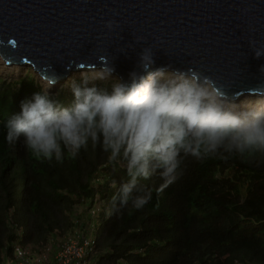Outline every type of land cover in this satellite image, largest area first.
Masks as SVG:
<instances>
[{
    "label": "trees",
    "instance_id": "16d2710c",
    "mask_svg": "<svg viewBox=\"0 0 264 264\" xmlns=\"http://www.w3.org/2000/svg\"><path fill=\"white\" fill-rule=\"evenodd\" d=\"M91 83L110 90L115 82ZM70 85L52 94L64 106ZM39 86L31 75L0 77V264H18V248L38 257L49 247L54 263L72 238L90 241L87 264H264V156L189 157L173 184L142 181L153 188L143 208L108 215L128 176L99 146L61 163L5 140L3 123Z\"/></svg>",
    "mask_w": 264,
    "mask_h": 264
},
{
    "label": "clouds",
    "instance_id": "9594fccd",
    "mask_svg": "<svg viewBox=\"0 0 264 264\" xmlns=\"http://www.w3.org/2000/svg\"><path fill=\"white\" fill-rule=\"evenodd\" d=\"M113 24L108 20L106 27ZM250 45L257 58L264 56V47L254 46V41ZM155 64L153 48L144 47L128 74L130 83L115 82L110 90L91 82L107 81L115 68L109 61L99 69L95 66L71 83L69 106L53 98V79L3 123L4 138L9 144L23 143L37 157L61 163L89 144L99 146L128 176L118 188L113 183L117 191L108 215L129 206L143 208L153 188L142 181L158 176L161 189L173 184L189 157L264 156V97L238 103L209 76L192 69L170 72L164 66L149 71Z\"/></svg>",
    "mask_w": 264,
    "mask_h": 264
},
{
    "label": "water",
    "instance_id": "95a60500",
    "mask_svg": "<svg viewBox=\"0 0 264 264\" xmlns=\"http://www.w3.org/2000/svg\"><path fill=\"white\" fill-rule=\"evenodd\" d=\"M0 40L8 64L55 83L107 61L130 83L151 46L149 71L192 69L235 99L264 93V56L250 45L264 47V0H0Z\"/></svg>",
    "mask_w": 264,
    "mask_h": 264
},
{
    "label": "rangeland",
    "instance_id": "374dc122",
    "mask_svg": "<svg viewBox=\"0 0 264 264\" xmlns=\"http://www.w3.org/2000/svg\"><path fill=\"white\" fill-rule=\"evenodd\" d=\"M89 70L83 69V70H79L77 72H74L70 75L64 78V80L62 81H58L57 83H54L49 91L52 94H56V92L60 89H67L69 87V84H71L75 79H80L81 78V74L83 72H88ZM170 72H174L173 70H170ZM26 75H31L34 77L35 81L37 82V84H39L40 86L45 85V83L51 81L49 79H45V82L43 79H41V76L39 73H37L34 68L30 65H22V64H8L5 62L4 58L0 55V77L1 79H3L5 82H14V81H19L20 79L24 78ZM110 81L112 82H121V79L119 77V75L117 74H112V77L110 79H108L107 81H102V82H107L110 83ZM258 96L252 95L249 97H244V98H240L237 100V102H248V101H252L257 99ZM82 212V208H77V213H81ZM65 237H61L60 239H64ZM73 242H77L74 238H72Z\"/></svg>",
    "mask_w": 264,
    "mask_h": 264
},
{
    "label": "built area",
    "instance_id": "2783aa9c",
    "mask_svg": "<svg viewBox=\"0 0 264 264\" xmlns=\"http://www.w3.org/2000/svg\"><path fill=\"white\" fill-rule=\"evenodd\" d=\"M89 244L90 241L83 245L73 241L64 244L54 263L50 260L51 247L46 252L44 250L38 257H33L29 249L18 248L16 252L18 264H87L85 249Z\"/></svg>",
    "mask_w": 264,
    "mask_h": 264
},
{
    "label": "bare ground",
    "instance_id": "6f19581e",
    "mask_svg": "<svg viewBox=\"0 0 264 264\" xmlns=\"http://www.w3.org/2000/svg\"><path fill=\"white\" fill-rule=\"evenodd\" d=\"M6 63H7V61H5ZM26 65V64H25ZM83 70V69H82ZM86 70H90V69H86ZM167 71H170L169 69H166ZM70 71V73L72 74V73H74V72H77V71H74V70H69ZM79 71V70H78ZM115 73V72H114ZM113 73V74H114ZM71 74H69V77H70V75ZM118 75V74H117ZM119 77H120V75H119ZM46 79V78H45ZM120 79H121V77H120ZM59 81H61V80H59ZM121 81H122V79H121ZM46 84V83H45ZM255 96H258V97H264L263 95H255ZM241 97H237L236 98V101L238 100V99H240ZM243 98V97H242Z\"/></svg>",
    "mask_w": 264,
    "mask_h": 264
}]
</instances>
